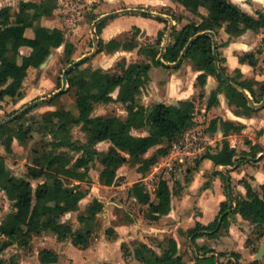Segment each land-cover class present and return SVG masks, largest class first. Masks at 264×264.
<instances>
[{"label":"trees","instance_id":"obj_1","mask_svg":"<svg viewBox=\"0 0 264 264\" xmlns=\"http://www.w3.org/2000/svg\"><path fill=\"white\" fill-rule=\"evenodd\" d=\"M173 1L189 9L200 18V21L192 22L182 28L174 26L172 41L165 52V62H177L190 40L200 35L190 45L185 59L192 60L195 68L203 72L197 78L200 85L206 86L210 75L218 78L219 86L211 94L207 108L210 109L219 103V95L225 89L229 105L240 109L238 113L241 115H253L257 111L253 106L254 103L260 102L261 97L264 96V84L258 92L251 82L232 78L225 66L226 59L221 53V48L228 46L233 39L249 30L264 35V11L258 10L256 15H251L232 0ZM203 9L207 13H203ZM42 17L53 20L55 17L53 8L47 5L41 7L32 0H22L20 10L15 14L9 7L0 8V88L2 89L0 99L5 97L23 99L24 81L29 70L40 68L55 49L65 46L67 56L72 55L73 46L67 40L65 32L59 28L49 29L38 25L37 22ZM158 20L167 23L162 18ZM173 20L180 22L175 16ZM102 25L103 23L97 25L98 34L102 31ZM135 29L141 31L139 27ZM28 30L33 31V37L27 36ZM221 30L229 35L227 41L218 39ZM209 31L217 35L220 70L232 83L248 90L252 99L222 78L216 64L213 38L207 34ZM165 35L166 32L162 30L158 33L155 45L140 47L139 53L147 56L149 58L147 61L131 63L128 66L119 63L121 72L82 69L83 63L71 70L68 73L69 89L76 91L79 114L57 109L43 118L39 123V132L52 136V146L50 150L34 148L28 172L24 176L14 174L8 167L6 158L0 156V188L14 203V211L0 223V235L4 239L0 254L15 244L29 247L33 238L44 232L54 234L59 242L71 240L74 246L86 249L98 227V215L104 209V203L95 198L84 212L80 211L81 201L90 192L88 188L83 187V184H90L91 166L96 163L103 166L100 182L105 186H113L117 183L118 170L125 165L138 167L140 172L147 173L159 162L160 157L168 154L169 149L162 147L165 141L168 140L171 145L173 139L195 126L194 100L180 101L174 105L159 102L150 107H145L139 102L138 96L150 80L152 66L163 65L158 61V57L161 54ZM23 47L30 48L31 53L22 54ZM135 48L133 42L119 39H112L108 43L102 40L99 42V49L102 51L107 49L109 52H114ZM73 62L75 61L71 60L69 64ZM240 62L254 67L259 62L258 54L256 52L243 54L240 56ZM118 88L124 89L120 101L126 106L127 118L124 120L116 115L94 116L96 105L110 103L113 100L112 94ZM9 124L0 125V136L5 137L3 144L8 153H12L14 139L17 137L24 144L26 137H33L35 129L30 127L14 132ZM224 124L225 138L222 144L216 148H208L197 162L195 169L204 159H211L216 166L236 165L235 157L238 151L232 147L227 137L231 131L240 132L242 127L231 121H224ZM75 126H82V130L88 136L87 144L77 146L73 143L71 132ZM133 130H147L148 134L136 136ZM211 130L212 132L218 130L216 119L211 123ZM106 141L111 143L108 151H100L96 148L99 143ZM157 146H161L157 154L146 157L147 153ZM62 148L81 154L74 159L67 151L61 152ZM68 181H77L79 185L70 188L66 185ZM34 182H38L37 187H34ZM240 184L245 186L246 195L237 193L229 182L226 185L229 200L221 204L216 220L207 226L197 222L195 227L189 230L190 236L194 235L196 264H217L215 257H206L215 250L208 245H198L196 240L200 236L209 239L218 237L222 228L228 229L229 217L232 214H240L244 220L254 226L259 238L264 237V185L256 189L244 179ZM130 194L137 202L148 207L147 218L154 222L170 214L172 197L176 191L171 188L168 179L161 178L154 199L142 182L133 184ZM71 212H79V228L72 223L62 221L65 215ZM110 233L112 234V231L109 235ZM249 243L250 240L247 241V244ZM127 247L126 244L123 245V248ZM160 248L162 251L159 253L148 244L137 242L133 254L142 264H190L184 259L179 244L173 237L166 243L161 242ZM257 249L255 246L254 252ZM40 260L41 264H57L60 256L54 250L43 249L40 252ZM0 264L9 263L0 262ZM252 264L262 263L254 261Z\"/></svg>","mask_w":264,"mask_h":264},{"label":"rangeland","instance_id":"obj_2","mask_svg":"<svg viewBox=\"0 0 264 264\" xmlns=\"http://www.w3.org/2000/svg\"><path fill=\"white\" fill-rule=\"evenodd\" d=\"M22 0H0V8L9 7L13 14L19 12ZM41 7L44 5L50 6L54 10L55 17L50 20L42 17L37 24L49 29L59 28L66 34L67 40L73 46L72 55L67 56L65 46L54 50V56L43 69L31 68L28 76L24 81V98L14 99L5 97L0 99V122H4L10 117L17 114L22 108L30 103L49 98L54 93L58 92L63 87V74L69 64V61H77L92 53L95 50L94 37L99 36V42L102 40L108 43L112 39H119L125 42H133L136 48L133 50L120 49L118 51L109 52L107 49L96 52L91 58L84 61L82 69H103L110 72H121L119 63H124L127 66L131 63L144 62L149 58L139 53L141 46H153L156 44V39L160 31H165V40L162 44L161 52L164 46H169L172 41H167V36L170 29V22L158 20V17L145 15L141 13H123L113 15L101 23L102 31L98 34L97 27L94 29L96 21L111 13H116L126 9H144L150 12L161 13L173 18L175 16L180 22L174 20L178 28L200 21L189 9L173 0H32ZM148 3V6H144ZM131 5L138 6L136 8L129 7ZM207 13L206 10H202ZM144 18L140 32L135 28V22ZM163 19V18H162ZM99 25V24H98ZM159 25V26H158ZM226 32L220 31V41L222 35ZM172 35V34H171ZM261 33L256 32L257 43L256 52L259 62L261 60V68L264 69V45L262 38H259ZM264 39V38H263ZM221 53L223 55V49ZM167 50V48H166ZM22 54L28 55L31 49L23 47ZM13 55H11L12 57ZM14 57V56H13ZM259 65V63H258ZM227 71L228 67L226 66ZM203 73L195 68V64L190 59L182 61L178 67H166L164 65H153L150 71V80L142 88L141 94L138 96L139 102L145 107H150L155 103H166L168 105L178 104L180 101L194 100L196 104L195 126L188 130L190 135L186 133L173 139L172 144L167 140L162 144V147L168 148L167 155L160 157L159 162L153 166L147 173H142L138 167H130L125 165L118 170L119 180L113 186H105L100 182V174L103 166L99 163L93 164L90 170V184H83V187L90 190L87 200L82 201L80 211L84 212L90 203L95 198L104 203L103 211L98 215V227L96 228L94 237L91 239L89 246L86 249L75 247L71 240L59 242L56 236L50 232H44L33 238L29 247H23L19 244L12 245L0 254V262H8L9 264H41L40 252L43 249H51L57 252L60 260L57 264H142L134 257V248L137 242L145 240L149 246L157 252H161L160 243H166L171 237H174L172 231L166 232L163 236H155L149 232L142 230L144 226L154 225L153 221L147 218L148 207L140 204L130 194V189L133 184L142 182L146 185L152 198H155V190L161 178H166L170 181L171 188L176 192L183 193L184 183L187 177H190L189 170L193 171L197 162L208 148H216L222 144L223 140L217 138L212 133L211 123L213 120L218 121L219 127L225 130L224 118L220 113L209 114L203 110L207 108L210 96L219 86L217 76L210 75L212 80H207V85L202 86L197 81L198 76ZM228 74L239 81H249L253 84L256 91H260L261 85L264 82H258L252 77L245 78L242 74ZM209 78V77H208ZM210 83V84H209ZM70 86H68L69 89ZM58 97L40 103L31 108L22 116L9 124L14 132L20 129H29L33 127V137H26L24 144L16 137L13 141L12 153H8L3 141L5 137L0 136V156L6 158V163L12 172L19 176H24L28 172V165L33 154L34 148L51 149L53 138L51 135H45L39 132V123L50 112L57 109H65L78 115L79 111L76 105V91L69 89ZM2 89L0 88V91ZM124 89L118 88L113 94V100L108 104H98L93 113L94 116H119L126 119L128 112L126 106L120 101V96ZM210 91V93H209ZM226 90L221 94L226 95ZM227 96V95H226ZM251 97V93L249 92ZM252 99V97H251ZM264 99L256 104L261 105ZM220 102L215 106L219 108ZM233 112L238 113L241 110L236 106H231ZM227 115V113H226ZM216 136L214 139L209 138V134ZM136 136L147 135V130H133ZM72 141L77 146L87 144L88 136L82 130V126H75L71 132ZM245 139V138H244ZM212 140V141H211ZM245 144V141L243 140ZM111 143L106 141L99 143L96 148L100 151H108ZM157 146L151 149L146 157H152L157 154ZM61 152L67 151L70 156L77 159L81 153L71 149L62 148ZM193 175V173H192ZM253 184V178L244 179ZM239 183V182H238ZM38 182H34V187H37ZM66 185L70 188H76L79 185L77 181H68ZM225 185V186H224ZM237 185V184H236ZM223 186L226 188V180L223 179ZM256 189H260L257 186ZM90 196V197H89ZM192 212H195V217H199L200 211L191 203ZM176 210H182V206L176 202ZM188 209V208H187ZM14 211V203L9 200L7 194L0 188V223ZM78 213L72 217H64L62 221L74 224L76 228L80 227L78 221ZM155 222V221H154ZM136 224L137 227L129 233L128 230L122 232L123 238L118 234L116 228L120 226H130ZM252 227V225H249ZM252 229V228H251ZM112 234L109 235V232ZM227 229L223 228L219 236L213 239H207L205 243L212 246V243L220 244L225 251L226 256L232 253L229 249L233 241L228 240ZM257 231L252 230L248 233L249 244H246L252 252L254 247L258 246L261 240L256 234ZM186 235V233H184ZM133 235L134 237H130ZM187 236V235H186ZM229 244H226L225 241ZM3 237L0 235V249L3 245ZM119 241V243H117ZM224 241V242H223ZM125 243L128 247H122ZM224 243V244H223ZM238 245V243H236ZM130 251V253H128ZM180 251L184 259L190 264H195L196 251L193 246L189 245L188 241L181 240ZM125 252L127 255H125ZM225 259L223 258V261ZM264 264V258L259 260ZM244 264V263H243ZM248 264V263H247ZM251 264V263H249Z\"/></svg>","mask_w":264,"mask_h":264},{"label":"crops","instance_id":"obj_3","mask_svg":"<svg viewBox=\"0 0 264 264\" xmlns=\"http://www.w3.org/2000/svg\"><path fill=\"white\" fill-rule=\"evenodd\" d=\"M145 1L149 2L150 0ZM232 1L251 15H256L258 10L264 11V0ZM144 6L147 7L148 3ZM129 7L136 8L138 6L131 5ZM137 19H139V21L137 23L135 22V26H142L145 19ZM255 35L256 32L249 30L242 36L233 39L228 46L223 49V57L226 59L225 66L228 67L230 74L238 72L245 78L252 77L258 82H264V69L261 68V60L258 62L259 65L257 64L254 67L240 62L241 55L256 50L257 43L255 42H258L259 39H256ZM27 36L33 37V31L28 30ZM259 38H262V44L264 45V35L262 33L259 35ZM222 39L227 41L229 35L225 33L222 35ZM253 40H255V42H253ZM211 80L212 77L209 76L208 81L210 82ZM247 92L249 94L248 90ZM219 102L221 104L219 108L215 107L216 104L212 108H206L203 111L205 113H211L212 115L218 112L223 116L224 120L231 121L242 127L240 132L231 131L227 137L232 147L238 151V155L235 157L236 165L216 166L211 159L202 160L196 169L189 172L190 177H187L189 178L188 181L187 179L185 180V189L182 190L183 193L181 194L179 191L173 195L172 211L170 214L153 222L154 225L144 226L142 229L144 232H149L155 236H163L166 232L172 231L174 234L173 238L177 240L179 248L181 246V240H187L189 245L193 246V249L195 250L193 245L194 235L190 236L189 230L194 228L197 222H200L204 226L214 222L220 213L221 204L229 200L227 189L224 187L225 185L223 186V179L226 180V185L231 182L235 191L243 195L247 194L245 186L240 184V181L243 179L253 178L252 185L255 188L264 185V108L254 107L257 111L251 116H246L232 111L225 94L219 95ZM258 103L259 102H255L254 104L256 105ZM212 133L216 135L217 138H220V140L225 138V131L222 130L221 127ZM212 133L209 134V138L214 139L216 136L212 135ZM243 140L245 141V144L243 143ZM84 200L86 201L87 198ZM176 202L182 206V210L175 209ZM192 202L200 211V215L197 218L195 217L196 213L192 212ZM81 204L82 203H80V206ZM75 213L78 212L68 213L65 217H72ZM249 225L250 223L244 220L240 214H232L229 217V227L227 229L229 231L227 232V235H229L227 238L228 240L233 241V243L231 246H226L231 247L229 250L232 253H230V256H226L224 253L225 251L222 249L223 245H220L222 241H219L220 244L212 243L213 245L210 247H212L215 252L209 253L206 257H215L217 264H252V262L257 261L255 260V256L259 252L261 245H264V237L257 246V251L252 252L251 249L246 246L248 233H251V231L254 230V226L250 227ZM136 227V224H131L130 226L126 225L117 227L116 230L123 238L122 232L128 230L130 233ZM222 230L223 228L220 232H222ZM184 233H186L187 236ZM130 237L133 238L134 236L131 235L129 238ZM207 239L209 238L206 236H200L197 238L196 243L200 246L208 245L205 243ZM142 241L143 243L148 244L145 240ZM225 242L226 244H229L228 242L230 241L226 240ZM117 243H119V241H117ZM236 243H238V245ZM124 244L125 243H123V245ZM197 257L203 258V256ZM223 258L225 259L224 261Z\"/></svg>","mask_w":264,"mask_h":264},{"label":"water","instance_id":"obj_4","mask_svg":"<svg viewBox=\"0 0 264 264\" xmlns=\"http://www.w3.org/2000/svg\"><path fill=\"white\" fill-rule=\"evenodd\" d=\"M141 13V14H145V15H151V16H154V17H158V18H163V19H167L169 22H170V29H169V33H168V36H167V41L170 42L171 41V34L173 32V28L175 26V22L173 20L172 17L170 16H167V15H164V14H161V13H156V12H150V11H146L144 9H126V10H123V11H119V12H116V13H111V14H107L101 18H99L96 23H95V26H94V29H96L97 25L100 24L102 21H104L105 19L113 16V15H116V14H123V13ZM207 34H209L210 36H212L213 38V41H214V54H215V57H216V64H217V67L221 73V76L222 78L230 85L236 87L237 89H239L240 91L244 92L246 95H248V97L251 99V97L249 96L248 92L246 89L232 83L229 78L227 77V75H225L221 70H220V65H219V59H218V39H217V35L215 32L213 31H209ZM200 35H197L195 36L194 38H192L189 42V45L184 49V51L182 52L181 56L179 57L178 61L175 62V63H167L165 62L164 60V56H165V52H166V48L167 46H164L163 49H162V52L161 54L159 55L158 57V61L160 63H162L164 66L166 67H178L182 61L184 60L189 48H190V45L194 42L195 39H197ZM99 36L96 34L95 37H94V41H95V50L88 54V55H85L84 57H82L81 59L73 62L71 65H69L67 67V69L65 70L64 74H63V87L56 93H54L51 97L49 98H43V99H40V100H37V101H34L32 103H30L29 105L25 106L24 108H22L17 114H15L14 116L10 117L9 119H7L6 121L4 122H0V125H7L11 122H13L15 119H17L18 117L22 116L23 114H25L27 111H29L31 108L37 106L38 104L40 103H43V102H46V101H49V100H52L56 97H58L59 95L61 94H64L67 89H68V86H69V82H68V73L73 70L74 68H76L78 65L82 64L84 61L88 60L89 58H91L94 54H96V52L98 51L99 49ZM54 56V53H52L49 58L47 59V61L40 67V69H43L47 66V64L50 62V60L52 59V57ZM254 107L256 108H264V101L261 105H253ZM264 256V245H261L260 249H259V252L257 253V255L255 256V260L259 261L263 258Z\"/></svg>","mask_w":264,"mask_h":264},{"label":"built area","instance_id":"obj_5","mask_svg":"<svg viewBox=\"0 0 264 264\" xmlns=\"http://www.w3.org/2000/svg\"><path fill=\"white\" fill-rule=\"evenodd\" d=\"M189 135H190V133H189V132H187V133H186L187 139H188V136H189Z\"/></svg>","mask_w":264,"mask_h":264}]
</instances>
